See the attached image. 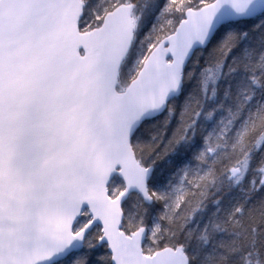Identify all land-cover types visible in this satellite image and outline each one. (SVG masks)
<instances>
[{"label": "snow or ice", "instance_id": "snow-or-ice-1", "mask_svg": "<svg viewBox=\"0 0 264 264\" xmlns=\"http://www.w3.org/2000/svg\"><path fill=\"white\" fill-rule=\"evenodd\" d=\"M0 264H264V0H0Z\"/></svg>", "mask_w": 264, "mask_h": 264}]
</instances>
